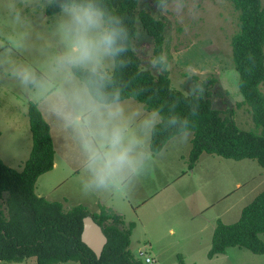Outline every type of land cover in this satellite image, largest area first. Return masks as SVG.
Returning <instances> with one entry per match:
<instances>
[{
	"label": "rangeland",
	"instance_id": "374dc122",
	"mask_svg": "<svg viewBox=\"0 0 264 264\" xmlns=\"http://www.w3.org/2000/svg\"><path fill=\"white\" fill-rule=\"evenodd\" d=\"M50 1L0 0V156L8 166L19 170L23 169L33 145L29 102L41 106L47 117L49 112L45 99H38L34 90L21 85L12 69L17 64H30L39 74H44L49 57L59 50L55 35L58 13L53 16L46 14ZM261 1L264 5V0ZM140 7L148 8L167 23L163 56L166 57L172 86L192 93L197 91L201 81L215 78L216 83L210 87L214 105L221 109L234 107L238 126L259 132L248 105L244 103L238 107L244 97L238 84L239 74L232 57L231 39L239 30V12L231 1L164 0L157 4L153 0H141ZM138 32L135 48L144 63L154 64L152 39L141 27H138ZM157 69L158 73L162 71ZM261 90L264 93V83ZM60 125L59 121L54 123L55 134ZM185 134L188 135L185 131L183 138L178 134L173 142L169 140L165 144H168L167 148L170 146L165 157L171 168L169 173L161 174L159 185L154 187L151 183L152 178H158L159 172L155 167L151 166L152 170L146 175L144 191L150 200L141 208L138 217L143 216L141 211H147L149 221L152 220L156 226L154 232L159 228L160 231L154 233L148 227L142 229L141 220L134 217L138 229L133 231L131 250L143 264H181V261L185 264H264V253L256 254L240 247H230L225 254L209 258L211 242L208 243L207 233L210 230L205 229L217 216L218 220L230 224L227 222L238 217L239 212L242 213L243 208L264 191V167L254 159L234 160L208 153L206 157H200V163L190 171L189 158H180V152L189 145ZM186 171L190 174L175 178ZM169 177L173 182H168ZM52 179L54 177L47 172L40 176L37 185ZM236 182H242L243 186L234 191ZM55 194L52 192L50 197ZM204 202L211 209L198 217L199 207H203ZM92 209V212H100L99 208L91 205ZM0 212L8 215L6 199L1 201ZM187 222L199 224L204 233L196 235L195 240L190 237L187 239L191 240H187L188 228L181 225ZM171 225L177 236L168 232ZM149 234L152 240L143 237ZM260 237L264 241V233ZM174 238L180 241H174ZM147 257L152 258L151 263L146 262ZM0 264H36V258ZM55 264L80 263L67 261Z\"/></svg>",
	"mask_w": 264,
	"mask_h": 264
},
{
	"label": "trees",
	"instance_id": "16d2710c",
	"mask_svg": "<svg viewBox=\"0 0 264 264\" xmlns=\"http://www.w3.org/2000/svg\"><path fill=\"white\" fill-rule=\"evenodd\" d=\"M160 4L164 0H153ZM239 12V30L232 36V57L239 74V88L251 110L259 132L241 129L235 119L236 109L214 105L210 89L215 78L201 81L196 92L186 93L172 86L167 63L158 62L164 52L166 22L141 0H103L113 15H118L130 33L128 63L115 70V86L123 100L133 98L149 107H158L165 117L156 126L150 140L153 152H159L174 136L179 126L167 119L174 109L189 116L193 132L189 167L194 168L202 153L228 159H254L264 167V5L261 0H230ZM59 13L51 0L46 14ZM141 27L153 42L154 64L140 58L135 40ZM162 69L158 73V69ZM197 79V78H195ZM193 111H198L192 116ZM28 114L32 131V150L22 170L8 166L0 157V205L6 199L8 215L0 212V263L36 258V264L77 261L80 264H143L130 248L135 222L105 206L91 212L83 204L65 208L60 201H51L36 193L38 178L54 167L55 149L50 125L37 103L30 101ZM187 131V130H185ZM184 131V132H185ZM1 135V132H0ZM87 215L103 227L108 237L100 258L81 238ZM264 191L246 205L240 218L230 224L217 221L208 257L225 254L230 247L264 253ZM181 264H185L181 261Z\"/></svg>",
	"mask_w": 264,
	"mask_h": 264
},
{
	"label": "clouds",
	"instance_id": "9594fccd",
	"mask_svg": "<svg viewBox=\"0 0 264 264\" xmlns=\"http://www.w3.org/2000/svg\"><path fill=\"white\" fill-rule=\"evenodd\" d=\"M55 5L59 50L49 57L47 71L17 64L12 74L75 133L86 157V189L123 184L144 168L151 135L165 117L158 107L129 104L115 86L116 68L129 62L130 33L123 20L103 0H55ZM165 59L161 55L158 62ZM167 119L179 126L181 138L190 132L189 116L173 109Z\"/></svg>",
	"mask_w": 264,
	"mask_h": 264
},
{
	"label": "crops",
	"instance_id": "0c3cea01",
	"mask_svg": "<svg viewBox=\"0 0 264 264\" xmlns=\"http://www.w3.org/2000/svg\"><path fill=\"white\" fill-rule=\"evenodd\" d=\"M132 99L133 98L125 99V101L128 102L129 104H136L138 102V101L134 102ZM39 108L42 111L45 120L50 125V132L53 138L54 149H55V156H54L55 164L53 169L51 171H48V173L51 174L52 177H54V179L45 180L43 183L40 182L39 185H37L36 183V193L39 196H43L47 198L48 200L60 201L64 204L65 207L66 206L69 207L74 204H83L87 206L89 210L91 205L92 207L94 206L96 208H99L100 210L101 206H105L110 210H114L116 213L122 215L127 222L130 221L134 222L133 219L134 217L140 219L141 220L140 225L142 226V229L144 227H148L152 230V232H154L156 226L152 223V220L149 221L148 212L141 211V215H143L142 217H138V213L141 210V208L150 200V197L144 191V184L146 182V175L148 174V171L152 170L151 166L155 167L159 172L157 179L156 178L151 179V183H153L154 187L156 185H159L158 181L161 178V174L163 172L169 173L170 171L171 165L169 163V160L167 161L165 157V155L168 153L167 149L170 146L167 148L168 144L165 145L163 149L159 152H153L150 148V156L149 159L146 161L144 168L141 170L139 174L131 177L123 184L112 186L102 190L86 189L84 187V185L88 182V173L86 171V157L83 153L78 138L70 128L65 127L62 123L60 125V128L58 129V132L55 134L54 133L55 129L53 128V126L54 123L57 122V120L54 117H52L50 114L49 117H47L44 109L41 106H39ZM46 110L47 112H49L47 108ZM186 132L188 133V135L185 134V137L187 138V142L189 143V145L184 151L180 152L181 153L180 158H182V160L184 159L188 160L192 148L193 132L192 133L191 131L190 132L186 131ZM173 139L174 137L171 138L170 141L173 142ZM71 152H73V154L70 157ZM205 155H209V154L204 152L201 154L200 157L202 158L206 157ZM202 158H199L194 168H192V170L190 171L195 170V167L200 163ZM150 162L151 165L149 164ZM182 174L184 176H187L190 173L189 171H186L181 173L180 175H177V177L175 178L178 179V177L183 176ZM168 182L170 183L173 182L170 177L168 179ZM236 183H235L236 187L234 191H236L238 188L243 186L241 185L242 182H236ZM154 191H156V189H154ZM154 191H150V192L153 193ZM52 192H56V194L51 198L50 196L52 195ZM205 203L206 202L202 204L203 207H199L200 214H198V217H201L205 213H209L208 211L211 208H209V206H207ZM90 211L92 212L93 209ZM240 212L237 215L238 217L236 216L233 217L234 218L233 221L227 223L236 222L241 216ZM160 214L161 217H163L162 212ZM217 221H218V216L215 217L213 221L211 222L209 221L208 224L209 226L205 227V229L208 228L210 230L207 233L210 238L208 240V243L211 242L212 244V237L217 225ZM181 225L188 228V231L186 232V239L187 237H190L193 240H195L196 235L204 233L203 231H201V229H199V224H194L193 222H187ZM136 226L134 230L138 229ZM159 231H156L154 233H159ZM175 231L176 230L174 226L172 225L169 226L168 232L172 236H177V234L175 235ZM143 237L148 240L153 239V237L150 234L145 235ZM187 240H191V239H187ZM174 241H180V240L174 238ZM211 244L209 245V249L211 248Z\"/></svg>",
	"mask_w": 264,
	"mask_h": 264
},
{
	"label": "water",
	"instance_id": "95a60500",
	"mask_svg": "<svg viewBox=\"0 0 264 264\" xmlns=\"http://www.w3.org/2000/svg\"><path fill=\"white\" fill-rule=\"evenodd\" d=\"M84 227L82 231V241L100 258L105 245L108 242V237L105 234L103 227L93 218L92 215H87L83 219Z\"/></svg>",
	"mask_w": 264,
	"mask_h": 264
},
{
	"label": "built area",
	"instance_id": "2783aa9c",
	"mask_svg": "<svg viewBox=\"0 0 264 264\" xmlns=\"http://www.w3.org/2000/svg\"><path fill=\"white\" fill-rule=\"evenodd\" d=\"M140 255H143V252L142 251H140ZM146 262L151 263L152 262V258L147 257L146 258Z\"/></svg>",
	"mask_w": 264,
	"mask_h": 264
}]
</instances>
